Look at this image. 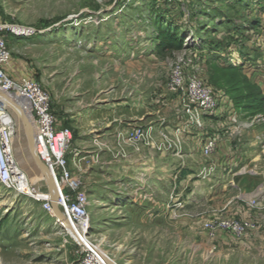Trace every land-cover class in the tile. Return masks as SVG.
<instances>
[{"label": "rangeland", "instance_id": "rangeland-1", "mask_svg": "<svg viewBox=\"0 0 264 264\" xmlns=\"http://www.w3.org/2000/svg\"><path fill=\"white\" fill-rule=\"evenodd\" d=\"M0 20L37 30L6 33L10 59L32 67L72 132L89 243L115 264H264V0H0ZM163 29L181 49L159 53ZM179 66L212 88L218 112L172 86ZM1 105L31 188L46 192L21 118ZM139 127L148 139L131 140ZM118 129L133 147L121 162ZM65 229L0 183V264H76Z\"/></svg>", "mask_w": 264, "mask_h": 264}, {"label": "built area", "instance_id": "built-area-1", "mask_svg": "<svg viewBox=\"0 0 264 264\" xmlns=\"http://www.w3.org/2000/svg\"><path fill=\"white\" fill-rule=\"evenodd\" d=\"M9 31L16 33V35L28 36L37 33V30L34 28L9 25L0 20V88L19 94L27 103L29 114L35 127L34 140L36 152L51 169L58 184L60 182L63 183L61 189L62 196L59 202L60 207L70 221L74 219L78 223L84 224L88 231V196L85 191L78 190L81 186V180L73 174L70 162L67 159V149L72 139V132L69 128L61 126L54 99L49 90L45 89L33 77H24L16 80L5 70L4 65L10 59L6 34ZM172 86L182 89L187 93L197 112L212 114L220 110L221 103L205 80L197 75H187L180 66L174 71ZM16 125L18 124L15 120H9L0 116V183L10 188H16L20 193H24L26 191L20 188L18 181L14 177L15 170L17 169V165L13 159ZM131 137V140L136 141L148 139L145 130L141 127L134 129ZM215 142L213 139L208 140L205 145L207 153H210L214 149ZM79 154L77 153V155ZM32 190L38 191L41 188H33ZM31 194L36 200L42 202L44 210L54 213L49 196ZM61 222L57 218V223L65 229ZM225 225L233 229L245 228V225L239 223H225ZM72 238L80 246V256L76 264H109L107 262L111 258L109 254H103L99 251L93 241L91 242L94 247L88 243L84 246L73 236Z\"/></svg>", "mask_w": 264, "mask_h": 264}, {"label": "bare ground", "instance_id": "bare-ground-1", "mask_svg": "<svg viewBox=\"0 0 264 264\" xmlns=\"http://www.w3.org/2000/svg\"><path fill=\"white\" fill-rule=\"evenodd\" d=\"M16 97L17 99H21L22 104L17 102L16 100H13L11 97ZM1 104L7 106L10 110H12L14 113H16L22 120V123L24 124V128H25V137L27 140V145H28V150H29V154L31 155L32 159H33V153L31 151V147L35 148V143H30V135H31V131L33 133V129L30 128L29 123L32 121V119L30 118L29 115V108L27 103L25 102V100L17 93H11L9 91L6 90H0V116L6 118V119H13L15 120V116L5 107H3ZM32 126H33V121H32ZM34 128V132H35V127ZM36 149V148H35ZM13 159L15 164L17 165V169L15 170V174L14 177L16 178V180L18 181V185L20 186V188H22V190L29 192V193H34V194H43V196H51V192L49 191V189L46 192H39V190L37 191H33L30 184H29V179H28V174L27 171L21 166L19 160L17 159L16 156V151H15V146H14V154H13ZM43 175V174H42ZM45 182V184H47L46 179L44 178L43 180ZM59 186L63 187V183H59ZM71 221L73 222V224L75 225V228L70 224L69 221H62V225L66 228L67 231H69L71 234H73L75 236L76 239H78L79 241H82V243L85 245L86 243H88L89 245L93 246L91 243H89V241L87 240L86 236H87V227L84 224H80L77 221H75L74 219H71ZM80 242V244H82ZM94 247V246H93ZM96 247V246H95ZM99 251H101L98 247H96ZM107 262L109 264H115L113 261H111L110 259L107 260Z\"/></svg>", "mask_w": 264, "mask_h": 264}, {"label": "crops", "instance_id": "crops-1", "mask_svg": "<svg viewBox=\"0 0 264 264\" xmlns=\"http://www.w3.org/2000/svg\"><path fill=\"white\" fill-rule=\"evenodd\" d=\"M4 68L7 71V73L11 77H13L14 79H16V80H20V79H22L24 77H33L32 67H30V65L27 62H25V61H15V62H11V59H9V61L4 65ZM11 98L13 100L16 99V97H11ZM16 101L17 102L20 101V103L22 104L21 99H17ZM116 121L119 124L123 120H121L119 118ZM141 124H142V122H141ZM149 124H148V126L153 125L151 123H149ZM146 125L147 124L145 123V126ZM125 136L126 135L120 129L117 130V138H116V141H115V145H113V149L116 150V154H115V157L116 158L115 159L117 160V162H121V158H120L121 155L129 159L130 158V156H129L130 155V153H129L130 151L129 150L130 149H133V147L130 145L131 144L130 141L126 140L127 137H125ZM105 163H107V162H105ZM37 170H38V172H40L39 169H37ZM40 174L42 175L41 172H40Z\"/></svg>", "mask_w": 264, "mask_h": 264}, {"label": "water", "instance_id": "water-1", "mask_svg": "<svg viewBox=\"0 0 264 264\" xmlns=\"http://www.w3.org/2000/svg\"><path fill=\"white\" fill-rule=\"evenodd\" d=\"M0 90L2 91L3 89L0 88ZM28 116H30V114ZM29 125H30V128L33 129V133L31 131V135H30V143H31V146H32V143H35V140H34V128H33L34 124L32 126V121H31L29 123ZM31 151L33 153V162H34L35 166L43 174V176L46 179V182L48 184V189L51 192V196H50L51 205L53 207V211H54L56 217L60 221H64V220L65 221H69L70 224L75 228L74 224L70 221V219L64 213L63 209L60 207L59 202H60V199H61V196H62L61 188H60L56 178L54 177L51 169L40 158V156L36 152L35 148L31 147Z\"/></svg>", "mask_w": 264, "mask_h": 264}, {"label": "trees", "instance_id": "trees-1", "mask_svg": "<svg viewBox=\"0 0 264 264\" xmlns=\"http://www.w3.org/2000/svg\"><path fill=\"white\" fill-rule=\"evenodd\" d=\"M162 41L160 45L159 53L162 54L165 50H179L183 46L182 37H177L172 35L170 32L166 30H161L160 35L158 36Z\"/></svg>", "mask_w": 264, "mask_h": 264}]
</instances>
